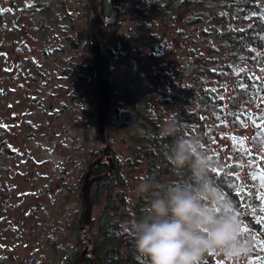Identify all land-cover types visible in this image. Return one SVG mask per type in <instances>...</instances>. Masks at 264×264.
<instances>
[{
    "label": "rangeland",
    "instance_id": "obj_1",
    "mask_svg": "<svg viewBox=\"0 0 264 264\" xmlns=\"http://www.w3.org/2000/svg\"><path fill=\"white\" fill-rule=\"evenodd\" d=\"M37 1L41 15L29 51L18 50L6 66L20 64L0 69V264H70L85 250L87 257L92 255L106 195L92 202L84 233L83 182L90 164L101 157L109 164L115 157L121 165L128 163L132 132L122 126L125 114L137 119L135 129L152 133L144 118L154 115L160 130L180 112L176 97L192 90L196 101L184 107L193 115L184 123L187 137L202 138L218 172L242 162L237 155L244 151L245 125L264 123L259 103H248L243 96L235 115L221 107L242 95L240 85L233 83L246 76L248 66L252 74L264 77V58L251 63L255 56L246 55V65L231 61V46L218 39L231 26L227 20L220 25L208 16L200 18L207 11L213 16L223 0H107L106 14L100 10L101 15L109 17L110 29L116 28L117 34L106 41L103 37L99 44L101 53L104 45L111 50L103 76L113 88L104 143L100 123L106 101L102 108L100 97L92 92L100 77L95 79L100 62L94 53L98 34L93 0ZM190 1L210 4L187 12L180 4ZM23 10L34 12L35 6ZM160 43H168L164 52ZM30 58L40 64L32 78ZM207 89L215 90L208 91L213 100L207 99ZM146 100L149 108L143 106ZM211 101L221 111L213 110ZM141 179L129 180L124 187L129 196L125 208L142 197L148 202L152 195L136 191ZM119 193L116 188L113 197Z\"/></svg>",
    "mask_w": 264,
    "mask_h": 264
},
{
    "label": "flooded vegetation",
    "instance_id": "obj_2",
    "mask_svg": "<svg viewBox=\"0 0 264 264\" xmlns=\"http://www.w3.org/2000/svg\"><path fill=\"white\" fill-rule=\"evenodd\" d=\"M91 1L92 0H89V3ZM114 1L124 3L125 0ZM92 2V10L94 4H96L98 13L103 22V24L100 25L94 15L96 33L99 34V30L102 28L103 36L101 40L103 37L105 38L108 33H110V36H115L117 34V31L114 34L116 28L114 30L110 29L112 25L108 23L109 17L104 19L100 11L102 10V12L106 14L105 6L109 5L108 1L104 0L102 3V0L101 2L100 0H93ZM198 3L201 4L200 7L208 9L203 5V2ZM33 5L35 6L34 12L30 13L23 10L24 7L27 8ZM181 5L182 4H180V6ZM40 6L37 0H24L22 3L19 2L18 4L14 2L10 3V0H0V69L7 71V69L10 70L14 67L15 64H20L19 61H15L12 67L6 66L10 63L11 55H13V57L18 56V50H21V52L29 51L34 31L36 32L35 21L40 20ZM204 14L210 15L208 11ZM212 14L213 16L210 20L214 23L220 25L229 23L231 25L225 32H221L218 38L221 37V35L234 37V35L243 34L244 50L239 51H242L248 57L250 55L252 57L255 56V59H251V63L259 62L260 58H264V0H243L242 2L241 0H223L222 4L214 8V13ZM203 16L205 15H201L200 18ZM217 17H224V20L219 22ZM105 20L109 29H105L104 32ZM201 20L202 19H200V22ZM226 20L227 23H225ZM12 31L16 33L15 36H11ZM255 39L259 40V45L255 43ZM167 45L168 43H160V48L163 52L166 50ZM230 46V52L232 53V48H234V46L231 43ZM154 49L159 51L156 47ZM246 57L245 60H247ZM106 60L107 58L103 56V61L105 62ZM35 61V58H30L29 75L31 78L32 71L36 73L39 72L38 67H40V64L36 65ZM136 64H138V61L135 60V65ZM241 65H246V62ZM101 71L100 63V73ZM100 73L95 74V79L98 75L100 76ZM244 73H246V76L242 80L236 79L233 83L235 85H240L241 89L238 87V90H241L242 95H236L232 99L230 105L223 104L222 107L226 110L230 106L236 107V109L240 108L242 103L239 101L243 96L248 103L250 101L259 103L260 110L258 114L262 116L264 120V77H257L255 74H252L249 66L244 70ZM87 80H92L91 75H89ZM94 85L96 86L92 92L95 91L94 94L100 97L96 81ZM197 87H199V85ZM108 88L111 97L113 88L110 85H108ZM209 90H215L207 89L204 92L207 93V99H212L211 96H213V94L209 93ZM202 91L203 90H201V92ZM235 99L237 103L234 102ZM195 101H193L192 105ZM207 104L208 101L205 105ZM210 106L216 112L218 111L217 102L211 101ZM188 108H190V106ZM247 110L250 113L251 106L249 104L247 105ZM250 122L252 123L253 119ZM184 128L187 129L186 126H184ZM244 138V151L241 155H237V157L243 158L242 162L239 163V165L227 167L221 172L213 168L212 172L216 173L214 184L220 187L224 194L234 202L236 212L242 222V227H247L248 229L242 237L252 244V251L251 254L245 258L243 264H264V211H262V209H264V187H262V185H264V179L261 178V173L264 172V123L254 126L246 124ZM202 264H241V262L225 261L216 254H208L202 260Z\"/></svg>",
    "mask_w": 264,
    "mask_h": 264
},
{
    "label": "clouds",
    "instance_id": "obj_3",
    "mask_svg": "<svg viewBox=\"0 0 264 264\" xmlns=\"http://www.w3.org/2000/svg\"><path fill=\"white\" fill-rule=\"evenodd\" d=\"M174 137L169 159L175 169H187V182L159 184L141 179L136 191L152 194L146 212L128 228L139 254L149 264H202L208 254L243 264L252 244L241 235L242 222L236 207L212 181L216 166L202 138L179 136L174 121L160 129Z\"/></svg>",
    "mask_w": 264,
    "mask_h": 264
},
{
    "label": "trees",
    "instance_id": "obj_4",
    "mask_svg": "<svg viewBox=\"0 0 264 264\" xmlns=\"http://www.w3.org/2000/svg\"><path fill=\"white\" fill-rule=\"evenodd\" d=\"M209 4L210 2H203L204 6L208 7ZM200 6V3L190 1L183 3L181 8L189 12ZM204 15L212 18V15ZM217 19L221 22L224 17H217ZM242 36L244 35L238 34L234 35V37L221 35L218 38L225 41L226 44L230 45L231 43L234 46L232 48L231 61L238 64L245 63L246 54L239 51L244 50ZM109 37L110 33L107 34L104 41ZM254 41L259 45L258 39ZM226 46L224 45L223 48L225 47L226 49ZM110 54L111 50H108L104 45L103 56L109 58ZM147 61L146 59L145 62ZM195 100L196 97L192 90H189L186 96L180 93L176 97V104L180 112L174 122L179 136L187 137V129L184 128V123H189L193 115L187 112L185 108L191 106ZM144 102L146 103H143V106L148 107V101ZM228 110L231 115H235L236 108L230 106ZM218 111L221 110L219 109ZM136 120L129 114L123 116V128L128 132H132V146L129 149L131 157L125 161H128V163L121 165L119 158L115 157L113 163L103 162L94 168L93 177L98 179L93 182L91 187L92 202L96 204V201L103 200L102 196L106 195L103 208L106 207L97 226L98 236L93 239L92 255L85 257L84 264H149L148 258L137 252L135 240L128 225L145 214L152 195L149 196L148 202L142 197L133 204L131 209L125 208L124 204L129 196L125 192L124 187H126L129 180L133 181L139 177H148L160 184L187 182L189 179L187 169L183 171L175 169L169 159L170 145L173 143L174 137H163L160 134H153V132L160 131V122L155 119L154 115L144 118L143 121L147 123L152 133H146L147 129H142V132L139 129H135L134 127L137 126ZM211 175L214 183L216 173L211 172ZM116 188L120 190V193L113 197ZM80 258V255H75L70 260V264H80Z\"/></svg>",
    "mask_w": 264,
    "mask_h": 264
},
{
    "label": "water",
    "instance_id": "obj_5",
    "mask_svg": "<svg viewBox=\"0 0 264 264\" xmlns=\"http://www.w3.org/2000/svg\"><path fill=\"white\" fill-rule=\"evenodd\" d=\"M94 10V15L97 21H99L100 25L103 24L102 19L100 18V15L98 13V7L96 4H94L93 7ZM103 36V30L102 28H100L99 30V34H98V45L95 46L94 52L98 58V60L101 63V73H100V78H99V92H100V100L102 103V108H103V103L106 101V113L102 114L101 116V123H100V134L102 136V141L104 143L107 144L106 138L104 136V126H105V122L107 119V112L109 111V107H110V91L107 85V81L105 79V77L103 76V56L102 53L100 51V40ZM109 154V148L105 150V156H107ZM101 163H103V158H99L97 159L95 162L91 163L89 166V169L87 171L85 180H84V184L82 187V198H83V202L85 203V217H84V222H83V226H82V230L85 233L86 232V227L89 225L90 221H91V216H92V198H91V187L93 182H95L98 178L93 177V171L94 168L98 165H100ZM88 254V251L85 250V252L81 255L80 258V264H84V260L86 255Z\"/></svg>",
    "mask_w": 264,
    "mask_h": 264
},
{
    "label": "snow or ice",
    "instance_id": "obj_6",
    "mask_svg": "<svg viewBox=\"0 0 264 264\" xmlns=\"http://www.w3.org/2000/svg\"><path fill=\"white\" fill-rule=\"evenodd\" d=\"M261 178L264 179V172L261 173ZM262 187H264V185H262ZM262 211H264V209H262ZM247 230H248L247 227H242L241 235H243Z\"/></svg>",
    "mask_w": 264,
    "mask_h": 264
}]
</instances>
